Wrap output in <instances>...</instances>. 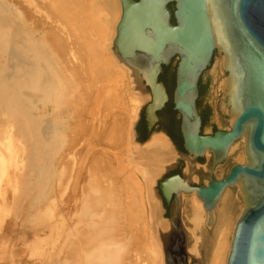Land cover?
Here are the masks:
<instances>
[{
  "label": "bare ground",
  "instance_id": "obj_1",
  "mask_svg": "<svg viewBox=\"0 0 264 264\" xmlns=\"http://www.w3.org/2000/svg\"><path fill=\"white\" fill-rule=\"evenodd\" d=\"M120 12L118 0H0V251L22 243L29 264H173L156 179L180 160L191 181L208 170L163 135L135 142L150 98L115 53ZM228 191L212 213L195 191L180 195L178 264H202L199 244L206 264L227 263ZM19 215L36 229L5 239Z\"/></svg>",
  "mask_w": 264,
  "mask_h": 264
},
{
  "label": "water",
  "instance_id": "obj_2",
  "mask_svg": "<svg viewBox=\"0 0 264 264\" xmlns=\"http://www.w3.org/2000/svg\"><path fill=\"white\" fill-rule=\"evenodd\" d=\"M118 1L121 12L113 47L150 98L141 108H146L149 127L170 100L159 79L163 68L175 61L172 103L181 117L186 153L196 158L210 153L216 168L237 142L244 148L245 161L234 164L223 178L210 177L194 189L178 176L162 183L167 201L171 193L177 196V219L171 221L162 245L166 262L185 260L180 195L195 191L212 213L225 191L236 189L242 209L226 264H264V0ZM207 70L229 125L228 131L213 135H202L197 108L198 85ZM218 72L222 77L216 82ZM212 225L210 221L208 227Z\"/></svg>",
  "mask_w": 264,
  "mask_h": 264
},
{
  "label": "flooded vegetation",
  "instance_id": "obj_3",
  "mask_svg": "<svg viewBox=\"0 0 264 264\" xmlns=\"http://www.w3.org/2000/svg\"><path fill=\"white\" fill-rule=\"evenodd\" d=\"M174 62L175 61H173L170 66L163 68V72L160 75V79H159V81L164 84L170 100L168 104L166 105V107L162 111L156 114L158 121L152 127H149V124L147 121L146 108L140 111L139 119L135 127V140H136L135 142L140 145H145L152 139L151 137L155 135H163L169 141V143L177 150L178 153L188 155L183 146V138L181 134V117L174 110L173 106L171 107V104L173 105L172 93L166 82L167 77L171 79L174 78V87H175L176 64ZM213 87H214L213 77L210 75V70H207L203 74L202 78L200 79L199 85H198L199 98L197 100V108H198V112L202 120V127H201L202 135H213L217 131H228V128H219L216 125V122H215L216 118L226 119L227 122H228V119L225 115H223L225 116L223 117L221 114L219 117L218 108L215 107L212 103ZM206 128H209L208 131H206ZM239 148L241 149L243 148L242 143L239 144ZM230 155L231 154L228 155L227 159L222 164H220L219 167L222 165L227 166ZM195 161H196V165L199 167L205 166V165L208 167L207 171H202V170L200 171L199 169H196L197 177L196 176L194 177L195 181H191L184 174L186 164L183 160H180L174 168L165 170L162 173V175H160V177L156 179L157 183L155 182L154 190L157 191V194L159 196L158 203H159L160 208L164 212L162 214V218L169 220V221L171 220L176 221L177 219V217H175V211L177 208L176 194H172L170 196L169 201H167L166 197L164 196L162 192V187H161L162 183H164L167 179L178 176L180 180H184L188 182V187L194 189V188H199L207 184L210 177L214 179L217 178L215 176V172L217 168L219 167H216V168L213 167L212 158L210 159H206V157L196 158ZM233 165L234 163L231 165L229 164L226 173L220 178H223ZM180 202L182 201L180 200ZM181 204L182 203H180V205ZM215 225H216V221L213 223L212 227H208V224H206L205 226L210 229L213 227L215 228Z\"/></svg>",
  "mask_w": 264,
  "mask_h": 264
},
{
  "label": "rangeland",
  "instance_id": "obj_4",
  "mask_svg": "<svg viewBox=\"0 0 264 264\" xmlns=\"http://www.w3.org/2000/svg\"><path fill=\"white\" fill-rule=\"evenodd\" d=\"M221 77H222V74L220 72H218V74L216 76V79H215L216 82L219 81V79ZM166 82H167V85H168L169 89L171 90V93H173L174 85H172V79L167 77L166 78ZM213 84H214V78H213ZM212 103H213V105L215 107L218 108L219 117H220V114L223 116L224 114L222 113L221 108H220V99L218 98V95L216 94V86H215V84H214V87H213ZM223 117H225V116H223ZM215 122H216L217 127H219V128H228V126H229L227 120L223 119V118H221V119L220 118H216ZM208 129L209 128H206V131H208ZM240 143H242V142L240 141L239 143L235 144V147H234L232 153H230L231 155L229 156V162H228L227 166H223V165L220 166V167L218 166L219 168H217V170L215 172V176L217 178L222 177L226 173L229 164L231 165L233 163L234 164L235 163H242V161L244 160L242 149L239 148V144ZM237 146H238V148H237ZM240 157H241V159H240ZM208 158H211V157L208 156L206 159H208ZM201 167H203V166H201ZM228 192L230 194V197H229V203H230V207H229L230 214H229V217H230V220H231V225H233L235 223L236 219L238 218V216L240 214V211L242 209V202L240 200L239 194H238L236 189H230ZM42 204H43L42 202L37 203L35 205V208L40 207ZM185 222L188 225L186 220H185ZM10 224H11L12 232H11V234L7 235V237L5 238V239L9 238V240L11 238H13L15 235H17L18 233L20 234L22 232H28L30 230H35L36 229V228L28 229L25 226L26 225L25 219H24V217L22 215L16 216L13 219L10 218ZM188 227H189V225H188ZM203 229L206 231V232H204L205 233L204 235L207 236V238H209L212 235V230L214 229V227L210 228V230H209V228L204 226ZM4 230H5V224H4L3 227L0 228V233H2ZM203 237L204 236L202 235L201 238H203ZM188 239H189L188 240V248L191 250V248L193 247V240L190 237H188ZM230 239H231V237H230ZM200 241H201V239H200ZM27 243L29 245L28 241H27ZM201 245L202 244H199L198 247H199V252H200V255H201V258H202V264H206L207 249H206V247L203 248ZM5 246H7V245H5ZM6 248L5 249L1 248L2 251L4 250L3 251L4 253L0 251V256H1L0 257V264H8V263L11 262L12 259H11L10 256H8L9 253L10 254L12 253V255L13 254L16 255V256L13 255V257L16 258L14 260L16 262L15 264H29L30 262L33 261V257H31V255L29 253L23 251L24 245L22 243H18L17 245H15L14 248H12L10 245L7 246ZM11 249H13V250H11ZM27 249L28 248H26L24 250H27ZM16 251H18V252H16ZM1 254L2 255L4 254V255L2 256ZM8 257H10V258H8Z\"/></svg>",
  "mask_w": 264,
  "mask_h": 264
},
{
  "label": "trees",
  "instance_id": "obj_5",
  "mask_svg": "<svg viewBox=\"0 0 264 264\" xmlns=\"http://www.w3.org/2000/svg\"><path fill=\"white\" fill-rule=\"evenodd\" d=\"M170 8L173 9V5H170ZM173 77H174V76H173ZM173 77H172V78H173ZM172 80H173V81H172V85H174V78H173ZM172 106H173V105L171 104V107H172Z\"/></svg>",
  "mask_w": 264,
  "mask_h": 264
}]
</instances>
